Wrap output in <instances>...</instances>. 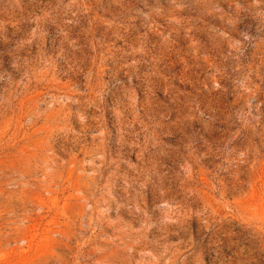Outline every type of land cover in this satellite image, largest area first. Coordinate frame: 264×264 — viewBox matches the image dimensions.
Returning a JSON list of instances; mask_svg holds the SVG:
<instances>
[{"label": "rangeland", "instance_id": "1", "mask_svg": "<svg viewBox=\"0 0 264 264\" xmlns=\"http://www.w3.org/2000/svg\"><path fill=\"white\" fill-rule=\"evenodd\" d=\"M0 264H264V0H0Z\"/></svg>", "mask_w": 264, "mask_h": 264}]
</instances>
